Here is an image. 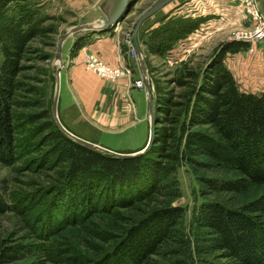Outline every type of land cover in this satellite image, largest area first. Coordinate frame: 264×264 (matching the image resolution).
Returning <instances> with one entry per match:
<instances>
[{"label":"trees","instance_id":"16d2710c","mask_svg":"<svg viewBox=\"0 0 264 264\" xmlns=\"http://www.w3.org/2000/svg\"><path fill=\"white\" fill-rule=\"evenodd\" d=\"M34 1L0 0V163L18 164L19 171L42 169L50 160L66 164L57 178L61 181L52 187L61 188L56 194L63 204L62 228L51 219L34 225L38 238L54 239L68 227L83 225L92 206L110 213L111 209L128 208L144 200L159 185L162 189L170 182L176 186L179 164L194 175L212 163L223 165L229 178L204 179L214 191L238 194L248 185H264V93L238 92L225 72L218 71V80L211 77L230 50L228 45L202 72L201 82L191 93L193 99L179 128L175 149L166 157L170 163L153 157L158 141L145 155L122 160L90 151L66 138L50 113L54 78L46 64L52 54L33 47L34 41L41 45L52 41L56 31L36 19ZM10 4L15 5L13 16L7 14ZM196 25L188 20L170 22L152 30L144 45L149 53L162 54L170 42L184 38ZM81 46L82 42H76L70 55ZM196 126H210L213 132L194 130ZM0 185V215L17 212L23 217L22 199L10 203L5 181ZM176 198L178 195L171 202ZM183 220L184 210L169 202L145 214L115 240L111 249L86 264H156L153 256L179 234V245L185 253L219 252L226 260L220 264H264V194L238 208L219 202L202 203L187 225L188 235ZM19 247L0 248L1 264H33ZM58 254L63 250L58 248ZM64 257L75 264L83 261L79 256ZM174 263L182 264L180 260Z\"/></svg>","mask_w":264,"mask_h":264},{"label":"rangeland","instance_id":"374dc122","mask_svg":"<svg viewBox=\"0 0 264 264\" xmlns=\"http://www.w3.org/2000/svg\"><path fill=\"white\" fill-rule=\"evenodd\" d=\"M105 1L112 5V12L119 2V0L34 1L37 3L36 19L42 21V26L52 25L56 31L52 41L46 40V45H41L38 41L33 42V47L37 46L44 52L52 54L49 64H46L52 76L56 69L53 61L60 35L75 26L100 25L105 19L100 9ZM133 1L135 2L132 4ZM157 1L130 0L128 12L112 30L130 44V48L123 47L122 50L128 52L129 63L137 67L139 65L136 53L129 38L138 18ZM14 8L15 5L10 4L7 13L9 16L14 15ZM263 15V0H175L142 24L137 37L138 44L156 102L154 141L158 142L155 144L157 153L153 157L162 163L169 162L166 157L175 149L179 128L186 119L190 100L193 99L191 93L201 82L202 72L218 59L216 55L222 47L228 45L230 50L222 57L220 67L213 71L212 79L218 80V71L225 72L232 79L238 92L256 95L264 93ZM177 20L194 22L197 24L196 29L184 38L170 42L164 53H149L144 43L149 40L151 31ZM259 29L261 32L256 35ZM88 33V31L78 32L65 40L62 46V67L65 56L68 53L70 55L73 43L83 44L87 39L96 37V34L86 36ZM2 59L0 50V65ZM102 65L106 69L105 65ZM129 70L131 71L132 68ZM139 72L141 76L137 80L142 81L140 67ZM135 81L134 87H136ZM140 89L145 90L144 84ZM53 93L54 84L50 93V102ZM193 129L210 134L213 132L210 126H196ZM18 168V164L4 166L0 163V184L5 181L10 203L22 199L26 212L23 217L17 212L0 215V248L18 244L19 250L25 254L24 258L33 264H75L64 260L65 255L68 258L79 256L78 259L83 258V261L76 264H86L87 260H92L107 249H111L115 240L145 214L166 206L169 202L172 207H180L184 210L183 224H185V234L188 235L187 225L202 203L219 202L229 208H238L256 196L264 194V185H248L238 194L211 190L206 186L204 179L230 177L223 165L212 163L208 168L195 171L196 175H194L187 166L179 164L175 177L176 186L170 182L162 189L159 185L156 190L147 194L149 197L144 200L128 208L111 209L110 213H107L109 210H95L92 206L93 208L86 212L89 219L84 221L83 225L68 227L56 234L54 239L51 237L43 240L33 231L34 225L46 223L51 219L56 222L58 228H62L63 204L57 199L56 194L61 188L54 190L52 187L58 185L60 179L57 178L59 173L64 172L66 164L50 160L42 169L22 168L19 171ZM50 188L52 190L47 192ZM176 195L179 198L171 202ZM27 222L33 223L32 226ZM179 236L180 234L177 237L173 236L171 241L153 256L156 264H175L174 262L179 260L182 264L214 262L220 264L226 261L220 257L219 252L191 254L183 252L179 245ZM58 248L63 250V254H58ZM2 258L6 259V257Z\"/></svg>","mask_w":264,"mask_h":264},{"label":"crops","instance_id":"0c3cea01","mask_svg":"<svg viewBox=\"0 0 264 264\" xmlns=\"http://www.w3.org/2000/svg\"><path fill=\"white\" fill-rule=\"evenodd\" d=\"M123 47L130 44L111 31L68 53L59 76L57 113L72 134L110 151L134 153L148 140L147 94L133 86L141 76L139 67L129 63ZM88 57L118 74L112 79L102 75L88 66Z\"/></svg>","mask_w":264,"mask_h":264},{"label":"water","instance_id":"95a60500","mask_svg":"<svg viewBox=\"0 0 264 264\" xmlns=\"http://www.w3.org/2000/svg\"><path fill=\"white\" fill-rule=\"evenodd\" d=\"M175 0H158L157 2H155L152 7H150L146 12H144L136 21L132 34L129 38V40H131L134 51L136 53V57H137V61H138V65L140 67L141 73H142V81L144 84V88L146 90V94H147V105H148V124H149V135H148V140L146 145L139 151L134 152V153H117L114 151H110L108 149H105L97 144L91 143L89 141H86L74 134H72L71 132H69L66 128H64V126L61 124L59 118H58V114H57V102H58V92H59V76H60V69L62 68V46L65 42V40L78 32H82V31H88V35L86 36H90L91 34H104V33H108L111 32L117 25V23H119L121 21V19L126 15V13L128 12V6L132 3H134L135 1L130 3V0H119L117 7L115 8V10L112 12V5H110L107 1H105L103 3V5H101L100 9L103 13V15H105V19L104 21H102V23L100 25L97 26H93V25H79V26H75L72 27L70 29H68L65 33L61 34L59 37V40L57 42V46H56V52H55V56H54V65L56 67V69L53 72V78H54V93H53V98L51 101V108H50V112H51V116H52V120L55 124V126L57 127V129L69 140H71L72 142L78 144L79 146H82L90 151L102 154V155H108L117 159H122V160H126V159H134V158H138L141 157L143 155H145L150 148L153 145L154 142V133H155V125H156V102H155V95L153 90L151 89L150 83H149V79H148V72L146 69V65L144 62V59L142 57V53L138 44V32L142 26V24L151 16H153L154 14H156L158 11H160L164 6H166L167 4L173 2ZM263 4H264V0H263ZM112 12V14L110 15V13ZM85 36V37H86ZM84 37V36H83ZM81 37V38H83Z\"/></svg>","mask_w":264,"mask_h":264},{"label":"built area","instance_id":"2783aa9c","mask_svg":"<svg viewBox=\"0 0 264 264\" xmlns=\"http://www.w3.org/2000/svg\"><path fill=\"white\" fill-rule=\"evenodd\" d=\"M264 16V15H263ZM256 33V32H255ZM259 33H256L258 35ZM134 53V52H133ZM88 66L97 72L101 73L104 76H108V78H114L118 72L117 71H107L104 66L99 63L95 58L93 57H88ZM135 86L137 88H142L143 87V82L141 80L135 81Z\"/></svg>","mask_w":264,"mask_h":264},{"label":"bare ground","instance_id":"6f19581e","mask_svg":"<svg viewBox=\"0 0 264 264\" xmlns=\"http://www.w3.org/2000/svg\"><path fill=\"white\" fill-rule=\"evenodd\" d=\"M261 32V29H259L258 31H257V33H260Z\"/></svg>","mask_w":264,"mask_h":264}]
</instances>
